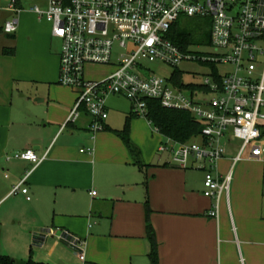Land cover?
I'll return each mask as SVG.
<instances>
[{
	"label": "crops",
	"instance_id": "crops-1",
	"mask_svg": "<svg viewBox=\"0 0 264 264\" xmlns=\"http://www.w3.org/2000/svg\"><path fill=\"white\" fill-rule=\"evenodd\" d=\"M31 1L45 8L49 0ZM8 6L0 0V233L6 230L12 236L7 243L0 236V255L25 261L32 253L30 243L53 230L85 235L81 238L87 242L88 264H151L145 219L148 201L158 264H264V153L260 159H248L247 149L233 164L238 148L227 143L216 170L221 176L230 174L229 207L222 194L217 216L207 215L214 200L203 194L204 170L172 166L170 154L162 162H149L132 127L130 140L146 166L140 169L133 163L115 134L124 128L122 121L115 123L113 116L126 120L131 115L130 122L144 117L133 114L124 96L112 95L106 102L104 130L94 136L85 112L65 124L77 93L59 83L60 49H53L58 38L51 33L52 25L47 20L46 25L40 23L43 18L29 10L33 5L27 9L22 0H17L19 14ZM23 13L34 14L35 25L29 24L27 32L19 26L14 33L4 32L5 22L17 18L19 25ZM26 36L29 45L20 53L16 39ZM6 48L13 53L4 54ZM35 50L47 62L42 76L35 73ZM119 100L129 105L122 101L125 106L121 107L116 104ZM81 145L90 152L77 150ZM26 149H33L42 161L34 165L6 160ZM26 174L23 187L29 200L23 193L10 194ZM41 239L33 260L70 262V248L62 240Z\"/></svg>",
	"mask_w": 264,
	"mask_h": 264
},
{
	"label": "built area",
	"instance_id": "built-area-1",
	"mask_svg": "<svg viewBox=\"0 0 264 264\" xmlns=\"http://www.w3.org/2000/svg\"><path fill=\"white\" fill-rule=\"evenodd\" d=\"M9 9L19 14L16 0ZM52 25V35L61 40L59 83L76 91L75 103L65 124L75 122L82 112L91 122L94 136L104 130L108 117L106 97L121 95L132 104L135 116L146 119L149 99L162 107L189 112L202 125L201 133L187 142L165 137L172 147L160 143L157 151L170 154V164L179 168L196 166L204 170L203 194L214 200L207 215L216 217L221 195L229 207L230 174L217 173V163L224 156L228 140H239L233 164L248 148V159H260L264 153V0H49L45 8L30 9ZM181 17L196 18L209 24V45L214 53H196L183 49L168 36ZM18 19L5 22L3 30L14 33ZM115 45L125 50L113 64ZM158 63L172 69L165 78L146 64ZM196 62L212 67L202 85H185L173 79L182 63ZM85 64L111 65L113 70L101 80L85 78ZM217 65L232 69L222 75ZM158 132L157 128H154ZM82 148L81 152H90ZM39 164L33 149L7 156ZM26 176L10 194H26ZM95 194L94 191L91 192ZM49 234L62 240L77 256L86 261L85 241L68 231ZM44 235L35 238L42 243Z\"/></svg>",
	"mask_w": 264,
	"mask_h": 264
},
{
	"label": "rangeland",
	"instance_id": "rangeland-1",
	"mask_svg": "<svg viewBox=\"0 0 264 264\" xmlns=\"http://www.w3.org/2000/svg\"><path fill=\"white\" fill-rule=\"evenodd\" d=\"M27 0H22L23 6L25 8H27L29 5H34L31 2L26 3ZM4 4H9L10 1L9 0H3ZM37 4V3H36ZM39 6V5H38ZM41 7V6H40ZM43 8V7H41ZM28 9V8H27ZM31 15L34 14H29L28 16L26 14H22L20 16V22H19V29L21 30V32H27L29 30L30 25L33 26L35 25V20L32 17H36L35 15L31 17ZM40 23H42L43 25L47 24V21L45 18L40 20ZM30 24V25H29ZM179 26L186 28L189 31L193 32L194 35V41L188 44V50L192 51V52H196V53H203V54H210V53H214V48H212L209 43H208V39H209V24L207 21L204 20H198V19H189L187 17H182V19L179 22ZM18 34V31L15 33ZM17 38V37H16ZM26 38V39H25ZM18 39H16V45L18 44V48L17 50H19V52H23L25 51V48L29 45L27 44V36L24 37V39L20 40L19 42H17ZM53 49L55 50H61V40L60 39H54L53 40ZM37 49L41 48V45L39 43V45H37ZM21 49V50H20ZM40 50V49H39ZM39 50H35V52L33 53V64L36 65V69H35V73L36 76H42L43 73L45 72L46 68L45 65L47 64L46 61L43 60V57L40 54ZM121 53H126L125 50L119 49L117 47V45H115L114 50H113V54H114V58L112 60L113 64H117V58L119 55H121ZM54 63L50 64L53 65ZM147 66L155 72V74L160 75L162 77L167 78L170 73L172 72V69L166 65L163 64H158V63H150V62H146ZM53 68V67H52ZM216 70H218L219 74L222 75L228 71H230L232 69L231 66L229 65H217L215 67ZM54 70V69H53ZM113 70V67L111 65H104V64H85L84 65V75L85 78L90 79V80H101L103 78H105L111 71ZM57 71V69H56ZM177 71L179 72V79L177 80H181L184 82L185 85L188 84H193V85H202L205 77L207 75H211L212 73V67L211 66H207V65H203V64H199L196 62H192V63H182ZM61 85V84H60ZM67 87V86H66ZM43 85L42 83H38V89L42 90ZM112 95H109L106 97V102L108 103L109 100L111 99ZM122 101H124L126 104L129 105V101L127 102V100H119L117 101L116 104H118L119 106H125V103H123ZM115 123H119L120 121H122V125L121 127H124L126 124V120L124 119L123 116H117L116 114L113 116ZM135 120L131 121L129 123V129H132V131H134L135 137L138 141L141 142V148L142 151L147 153V155L149 156V162H153V163H157V162H162L163 159L167 158L168 156V152L165 153H158L157 147L159 142L160 143H166V139L165 137H161L160 135L154 133L150 127L148 126L147 121L144 118H134ZM138 120V124L137 126L135 125V121ZM134 125V126H133ZM153 128V127H152ZM262 143L264 145V135L262 136ZM173 143L167 142V146L172 147ZM228 145L229 147H236L239 148L241 145V142L239 140H233V141H228ZM84 146H78L76 149H80L83 148ZM248 148H246L245 150H247ZM85 231L87 226L85 225ZM44 234L45 237H47L49 240H53V239H57L56 236L49 234L47 231L42 232ZM1 236V241L3 243H7L8 241V237L12 236V232L9 231V233L6 230H2V233H0ZM79 237L84 238V236L78 235ZM37 243H30V251L32 253H30V257L33 258V253L35 252V250L37 249L38 246H36ZM85 246H87V242H85ZM39 248V247H38ZM38 250V249H37ZM34 251V252H33ZM70 255H71V260L69 263L67 264H81V262L78 260L76 254L70 249ZM27 258V257H26ZM19 260V258H17Z\"/></svg>",
	"mask_w": 264,
	"mask_h": 264
},
{
	"label": "trees",
	"instance_id": "trees-1",
	"mask_svg": "<svg viewBox=\"0 0 264 264\" xmlns=\"http://www.w3.org/2000/svg\"><path fill=\"white\" fill-rule=\"evenodd\" d=\"M17 3V0H16ZM182 19H178L168 32L170 39L180 45L183 49L188 48V44L194 41V35L192 31L186 28L180 27L179 22ZM196 19V18H189ZM199 20V19H198ZM4 54H12V48L4 49ZM174 81L180 85L179 72L175 70L173 72ZM147 114L146 120L150 123L153 128H157L159 133L165 137H169L175 141L187 142L198 137L201 133L202 125L197 122L193 116L183 110L167 109L161 106L159 101L149 99L146 101ZM132 116H128L126 124L122 130L115 131V134L119 136L127 148L130 156L132 157L133 163L140 169L144 166L140 158L137 147L132 143L129 137V123ZM262 135H264V126L262 127ZM150 211L148 201L145 202V219H146V236L150 244V250L148 257L151 264H158V243L155 236L154 228L150 222ZM0 264H47L33 260L29 257L25 261L16 260L7 255H0Z\"/></svg>",
	"mask_w": 264,
	"mask_h": 264
},
{
	"label": "water",
	"instance_id": "water-1",
	"mask_svg": "<svg viewBox=\"0 0 264 264\" xmlns=\"http://www.w3.org/2000/svg\"><path fill=\"white\" fill-rule=\"evenodd\" d=\"M36 100H39V99H36Z\"/></svg>",
	"mask_w": 264,
	"mask_h": 264
}]
</instances>
